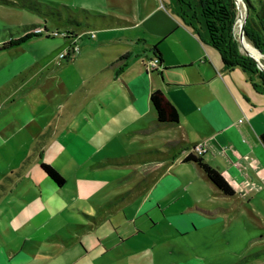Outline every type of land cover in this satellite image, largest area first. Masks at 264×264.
Segmentation results:
<instances>
[{
  "label": "rangeland",
  "instance_id": "rangeland-1",
  "mask_svg": "<svg viewBox=\"0 0 264 264\" xmlns=\"http://www.w3.org/2000/svg\"><path fill=\"white\" fill-rule=\"evenodd\" d=\"M28 1L0 0V44L32 37L0 49V264H264V191L250 205L217 196L198 166L158 153L170 154L172 128L138 133L153 124L128 123L137 114L117 79L127 63L128 75L143 61L151 68L153 38L130 35L137 25L158 32L180 24L174 0H34L39 10ZM238 5L236 39L264 66L241 34ZM94 19L129 24L86 27ZM86 30L80 53L61 58L65 33ZM180 42L189 43L181 32L166 44Z\"/></svg>",
  "mask_w": 264,
  "mask_h": 264
},
{
  "label": "crops",
  "instance_id": "crops-1",
  "mask_svg": "<svg viewBox=\"0 0 264 264\" xmlns=\"http://www.w3.org/2000/svg\"><path fill=\"white\" fill-rule=\"evenodd\" d=\"M172 22L169 29L158 32H149L137 25L134 29H137L138 34L130 35L134 40L139 39V36L148 38L152 35L153 38L148 41L152 56L148 59L151 61L155 58L153 48L158 45L164 64L153 71L143 61L144 68L132 75L127 73L128 63L124 64L125 68L117 81L125 91L123 98L137 114L128 123L153 124L152 127H140L138 133L154 131L157 113L151 104L150 95L161 90L179 110L180 121L177 125L156 129L174 130L166 144L170 154L157 152L163 158L170 157L181 165L193 164L203 171L196 163L183 161L195 145L204 143L208 148V152L202 157L204 162L221 172L236 192L233 198H246L244 202H249L250 205L251 199H257V193L264 191V143L261 138L264 134V93L254 86L259 80L250 77L240 68L225 70L215 50L205 46L189 28L181 27V22ZM128 24L119 19L114 23L101 24L95 19L93 28L107 31ZM89 31L76 34L82 39L91 33ZM179 32L189 43L167 45V40L178 36ZM94 38L98 37L95 35ZM130 53L129 51L125 55L128 57ZM134 158L131 155L130 160H125V163L134 161ZM110 163L124 162L110 160ZM164 175L169 177L170 171ZM43 176L46 177L44 174ZM174 179L176 180L175 177ZM159 184L160 182L157 185ZM215 195L226 197L219 189ZM196 210L213 214L203 208L197 207ZM192 215L198 219L203 218L198 212ZM191 224L197 226L194 218Z\"/></svg>",
  "mask_w": 264,
  "mask_h": 264
},
{
  "label": "trees",
  "instance_id": "trees-1",
  "mask_svg": "<svg viewBox=\"0 0 264 264\" xmlns=\"http://www.w3.org/2000/svg\"><path fill=\"white\" fill-rule=\"evenodd\" d=\"M25 1V0H24ZM34 2L28 1L30 7H35ZM243 5L249 8V16L245 23V35L248 40L264 54V0H242ZM237 0H174V12L181 20V23L189 28L197 38L207 47L215 50L221 60L225 70L240 68L250 77L258 78V83L254 86L259 92L264 93V71L258 67L257 62L250 56L243 54L239 49V44L235 36V23L238 16ZM245 7V6H244ZM39 10V8H34ZM50 14V12H47ZM85 13H89L85 10ZM66 20L81 26L82 22L69 16ZM114 23V22H112ZM94 22L85 23L86 27H95ZM30 28V27H29ZM28 28V29H29ZM44 31L48 30L47 23L44 25ZM65 37L68 39L67 51L77 46L78 35L72 31H67ZM25 37L9 38L3 40L0 49H10L19 46L25 42ZM73 38V39H71ZM72 44H70V42ZM155 58L151 61L156 62V66L151 70H158L164 64L163 54L155 45L153 48ZM127 55L122 58H126ZM63 59H70L66 56ZM150 101L157 113L154 130L168 126L177 125L180 121L179 110L166 98L161 90H156L150 95ZM264 143V134L261 136ZM203 155L197 156L192 151L183 162H193L199 165L207 174L208 178L220 190L221 194L226 197L235 196L236 192L233 187L223 177L221 172L204 162ZM41 169L53 179L59 186L66 184L64 176L51 164L42 162Z\"/></svg>",
  "mask_w": 264,
  "mask_h": 264
},
{
  "label": "built area",
  "instance_id": "built-area-1",
  "mask_svg": "<svg viewBox=\"0 0 264 264\" xmlns=\"http://www.w3.org/2000/svg\"><path fill=\"white\" fill-rule=\"evenodd\" d=\"M93 36H95V35L93 34ZM78 53H79V47L75 46L72 49H70L69 52L67 51V53L62 52L60 54V57L61 58H65L66 56L73 57V56L77 55ZM150 66H151L150 69H152L153 67L156 66V62L155 61H151ZM206 152H208V148H207V146L204 143H199V144L195 145L193 147V149H192V153H194L197 156L205 154Z\"/></svg>",
  "mask_w": 264,
  "mask_h": 264
},
{
  "label": "water",
  "instance_id": "water-1",
  "mask_svg": "<svg viewBox=\"0 0 264 264\" xmlns=\"http://www.w3.org/2000/svg\"><path fill=\"white\" fill-rule=\"evenodd\" d=\"M237 1H238V3H239V1H242V0H237ZM244 6H245V10H246V17H245L244 23H243L242 28H241V34H244V33H245L244 27H245V23H246L247 17L249 16V8H248L246 5H244ZM238 44H239V49H240V51H241L243 54L252 57V58L257 62L258 67H259L261 70L264 71V66L260 63V61L257 59V57L254 56L253 54L248 53V52H243V51H242V48H241V42H240V40H239Z\"/></svg>",
  "mask_w": 264,
  "mask_h": 264
},
{
  "label": "bare ground",
  "instance_id": "bare-ground-1",
  "mask_svg": "<svg viewBox=\"0 0 264 264\" xmlns=\"http://www.w3.org/2000/svg\"><path fill=\"white\" fill-rule=\"evenodd\" d=\"M240 17H241L240 20L243 22L244 20L242 19V14L240 15ZM243 23H244V22H243ZM255 49H256V48H255ZM256 50H257V49H256Z\"/></svg>",
  "mask_w": 264,
  "mask_h": 264
}]
</instances>
